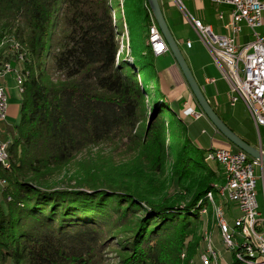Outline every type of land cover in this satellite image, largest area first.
<instances>
[{"label": "trees", "instance_id": "trees-1", "mask_svg": "<svg viewBox=\"0 0 264 264\" xmlns=\"http://www.w3.org/2000/svg\"><path fill=\"white\" fill-rule=\"evenodd\" d=\"M128 1L145 32L148 3ZM121 32L111 0H0V43L12 40L23 77L19 121L7 129L9 165L0 164V260L100 264L109 228L125 223L119 264H181L183 250L188 264L199 248L200 212L212 206L209 192L220 198L225 177L217 184L221 175L205 162L209 148L195 145L179 120L182 140L173 142L165 178L163 115L176 113L157 92L149 100L152 49L131 63L120 55ZM113 141L131 156L123 180L89 168L66 176L78 154ZM62 172L66 181L48 182ZM231 254L230 264H242Z\"/></svg>", "mask_w": 264, "mask_h": 264}, {"label": "rangeland", "instance_id": "rangeland-1", "mask_svg": "<svg viewBox=\"0 0 264 264\" xmlns=\"http://www.w3.org/2000/svg\"><path fill=\"white\" fill-rule=\"evenodd\" d=\"M147 2V1H146ZM111 3L114 7V13L118 22L119 27L122 29L120 39H121V51L120 55L123 56L128 61L135 62L136 65H140L146 57L149 55L148 50L152 46L150 45V32L149 28L152 22H156L150 9L148 6V20L149 24L147 30L145 32H141L135 26V7L131 4L128 0H111ZM173 9V23L181 33V35L185 38L194 39L195 37L198 38L195 32H192L190 29V23L186 21L185 14H190L189 10L179 1L174 3V6L171 7ZM263 16V26L258 29L259 32L264 33V10L262 13ZM139 17V16H137ZM141 19V17H139ZM126 22V24H122V22ZM123 25V28H122ZM195 33V34H194ZM250 30L248 28H244L243 30V37L241 38L242 42H248L252 39L250 35ZM13 42L12 40H7L6 42L0 43V54L3 58L8 56L11 58V65L15 69V73L17 72L20 74L19 70L22 68V62L16 59L13 56ZM150 47V48H149ZM153 51V49H152ZM170 51V50H168ZM154 53V51H153ZM153 55H156L155 53ZM15 73H6L3 77L0 78V85L6 87L8 92V102H7V116L5 120L0 121V141L6 143L9 138V133L7 129H10L14 123L19 121V102H20V88L18 86V81L16 79ZM21 77V76H18ZM17 77V78H18ZM23 78V77H21ZM146 90L149 95V100H151V96L153 91L150 87L147 86L146 81H144ZM229 99V97H228ZM219 105L224 109V122L229 123L234 126V128L241 129L244 132L248 133L252 137L255 138L256 141H259L260 138L264 137V133L260 129H258L250 115L244 109L242 102H237L235 105H231L229 100L223 98L222 96L219 97ZM150 103V102H149ZM148 103V104H149ZM150 105V104H149ZM201 109V108H200ZM189 112H192L189 110ZM195 113V112H194ZM202 113V111H201ZM194 117V115H192ZM201 116V115H200ZM199 116V117H200ZM163 119L165 120L164 126V139H165V151H166V161H165V178L170 177L172 173V159L174 153L173 142L176 140H182V123H185L183 118H180L176 115H173L171 112L167 111L163 115ZM206 120L207 117L203 116L200 120L195 121V125L197 127V131H200L203 126H205L202 121ZM181 120V122H179ZM203 124V125H202ZM206 127V126H205ZM194 126L191 129L194 130ZM208 130V129H207ZM190 133V130H188ZM209 133L208 130L207 134H200L198 141V145L202 144L207 146L210 143L209 140ZM219 136L223 137L220 133ZM7 144V143H6ZM127 154V150L123 147V144H119L116 141L113 142H106L102 145L92 146L89 147L86 151L78 154L73 161H71L66 167L65 172L66 176L70 177L71 173L78 170L79 168H89V169H96L94 173L106 178L112 183H117L119 180H123V173L126 171L123 165L127 164V159L130 158ZM205 162L212 167L217 174L221 175L222 181L217 184L223 183V175H222V167L214 162V161H207ZM65 176H63V172L61 174H54L53 176L49 177L47 180L49 183H59L66 181ZM174 180L172 185L175 186ZM4 181L0 177V200L2 203L1 191L4 186ZM261 186V183L257 185V188ZM174 189V187H171ZM260 192H263V189H260ZM214 199L218 202H215ZM214 203L222 205L223 202L227 201L222 198L216 197L214 195ZM223 207V206H222ZM213 204L210 206L208 204L206 213L200 212V219L201 222L197 228L196 237H200L199 248L197 249L196 253L188 260V264H203L201 261L202 256L205 255V247H206V238L209 237L212 246L218 252L217 260L215 262L212 261L210 264H230L232 260L231 250L228 249L227 246L221 241L220 233L218 231L217 225L215 224L214 219V211H213ZM225 210V209H224ZM225 212V216H226ZM236 215L232 216L231 219L228 217L230 224H232V218ZM227 218V219H228ZM119 223V222H118ZM129 224L125 223L124 225L118 226V224H112L109 228L111 233H109V238L107 237V244H105V250L103 251L102 261L100 264H119L120 259L125 255L124 248L118 243L117 241H121L125 236L128 235ZM206 232V233H205ZM208 234V235H207ZM195 237V238H196ZM239 237V236H238ZM193 239L192 236L187 237V241ZM241 241V239H240ZM203 253V254H202ZM202 254V255H201ZM180 260H182L181 264H185L187 259V255L185 250L180 253L179 256ZM10 264V262L0 260V264Z\"/></svg>", "mask_w": 264, "mask_h": 264}, {"label": "built area", "instance_id": "built-area-1", "mask_svg": "<svg viewBox=\"0 0 264 264\" xmlns=\"http://www.w3.org/2000/svg\"><path fill=\"white\" fill-rule=\"evenodd\" d=\"M226 6L218 12L223 27L228 31L225 35L216 34L211 25L203 23L191 15L185 14L197 32L214 61L220 66L223 76L228 80L229 103L234 105L241 101L256 126H264V33L258 31L263 26L264 0H211ZM246 27L252 39L244 44L238 43V35ZM155 41L158 44V55L166 53L169 48L159 28H156ZM190 45V42H187ZM2 74L15 73L8 61H0ZM16 79L18 77V72ZM8 92L0 85V121L7 116ZM198 118L201 113H193ZM7 144L0 141V158L7 154ZM226 164V189L228 200L233 201L239 214L234 217V245L236 253L246 256V251L264 254V221L259 218L256 199V175L254 168L262 162L244 150L231 144L220 146ZM264 153V151H261ZM207 157L214 159L211 148ZM237 219H246L251 225L255 237L261 241V248L250 249L245 242L244 229L237 228ZM239 236V237H238ZM226 241V235L224 233ZM241 239V241H240ZM255 264V262H254Z\"/></svg>", "mask_w": 264, "mask_h": 264}, {"label": "crops", "instance_id": "crops-1", "mask_svg": "<svg viewBox=\"0 0 264 264\" xmlns=\"http://www.w3.org/2000/svg\"><path fill=\"white\" fill-rule=\"evenodd\" d=\"M177 1L182 3L189 10V15L196 19H200L205 24L211 25L212 30L216 34L220 35H225L228 33V31L223 27V21L218 18V12L226 9V6L214 3L211 0H159L169 29L178 43V46L184 55L186 62L193 73V76L195 77L203 94L213 107L214 111L224 121L223 117L225 115V111L219 105V97L222 96L223 98L229 100V82L223 76L220 66L214 61L200 38L195 37L194 39H191L188 38V36L184 38L173 23V9H171V7H173L174 3ZM190 29L192 32L197 34L192 25H190ZM242 37L243 31L238 35L237 40L238 43L244 44L246 42H242ZM187 42H190L189 46L187 45ZM152 61L154 76L146 81L147 86L170 103L176 113V116L184 119L185 124L189 127L188 130H190V136L193 143H195V145L198 147L204 148H221L220 146H230L232 143L229 142L224 136H219V132L208 119V117L203 112L201 113L202 110L200 109V106L197 103L171 51H167L162 55H153ZM189 110L192 112H189ZM194 112H200L201 116L198 118L193 117L192 115ZM203 116H206L207 119H203L201 123H203L206 127L203 126L200 131H197L195 121L200 120ZM226 124L246 142L256 148H259L261 151H264V137L260 138L259 141H256L254 137L243 130L234 128V126L229 123ZM192 126L195 127L194 130L191 129ZM256 127L260 129L262 133H264V126ZM207 129L211 132L209 133L210 143L207 146L202 144L198 145L197 143L200 137H202L200 134H207ZM254 173L256 175V199L258 204L259 218L264 221V164L256 166L254 168ZM222 175L224 177L223 169ZM260 183L261 186L257 188V185ZM261 188L263 189L262 193L260 192ZM222 206L230 219L232 216L239 214L236 205H234L232 202L225 201L223 202Z\"/></svg>", "mask_w": 264, "mask_h": 264}, {"label": "bare ground", "instance_id": "bare-ground-1", "mask_svg": "<svg viewBox=\"0 0 264 264\" xmlns=\"http://www.w3.org/2000/svg\"><path fill=\"white\" fill-rule=\"evenodd\" d=\"M156 28H159L157 23L152 22L149 28V32H150L149 39H150V45L152 46L154 53L158 55V53L156 52L158 51V44L155 41ZM0 74H2L1 66H0ZM17 81H18V86L21 91L22 90V78L18 77ZM211 152L215 154L214 159L212 157H208V159L211 161H215L222 166L224 177H225L224 184L217 187L218 196L224 200L229 201L227 189L225 186L226 184V164L223 159L222 148H211ZM0 164H2L5 167H8L9 164L7 162L6 154L4 158H0ZM207 196L213 204L215 224L217 225L216 227L218 228L221 241L224 243V245L227 246L229 250L234 252L235 258L239 260L242 264H254V262L255 264H264V254L263 253H254V251H246V256L242 253H236V247L234 245V236H233L234 218H232V221H231L232 224H230V221H227L229 219L226 218L225 210L222 207V205L214 203L210 192L207 194ZM229 202H232L234 204L233 201H229ZM202 212L206 213L205 210H203ZM237 228L244 229L245 242L248 244L250 249L261 248V241H259L258 238L255 237V233L253 231L252 226L246 225V219H237ZM224 233L226 235V241L224 238ZM206 241L207 242H206V247H205V255L202 256L201 261L203 262V264H210L212 263V261L215 262L217 260L218 252L212 246V243L209 237L206 238Z\"/></svg>", "mask_w": 264, "mask_h": 264}, {"label": "water", "instance_id": "water-1", "mask_svg": "<svg viewBox=\"0 0 264 264\" xmlns=\"http://www.w3.org/2000/svg\"><path fill=\"white\" fill-rule=\"evenodd\" d=\"M149 9L166 41V44L179 65L197 103L199 104L202 112L208 117L214 127L221 133L229 142L234 146L244 150L254 158L259 159L264 164V153L259 148L246 142L235 131H233L214 111L205 95L203 94L199 84L197 83L191 69L189 68L184 55L182 54L178 43L176 42L172 32L163 15L159 0H146Z\"/></svg>", "mask_w": 264, "mask_h": 264}]
</instances>
